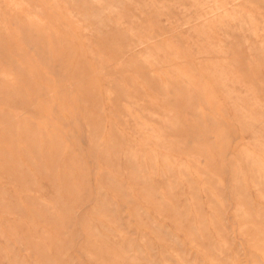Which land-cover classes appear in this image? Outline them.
Returning a JSON list of instances; mask_svg holds the SVG:
<instances>
[{"label": "rangeland", "instance_id": "obj_1", "mask_svg": "<svg viewBox=\"0 0 264 264\" xmlns=\"http://www.w3.org/2000/svg\"><path fill=\"white\" fill-rule=\"evenodd\" d=\"M0 264H264V0H0Z\"/></svg>", "mask_w": 264, "mask_h": 264}]
</instances>
